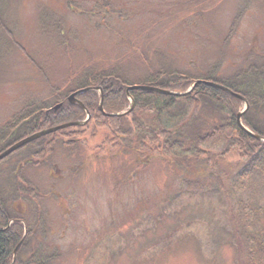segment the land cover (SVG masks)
<instances>
[{
    "label": "rangeland",
    "instance_id": "374dc122",
    "mask_svg": "<svg viewBox=\"0 0 264 264\" xmlns=\"http://www.w3.org/2000/svg\"><path fill=\"white\" fill-rule=\"evenodd\" d=\"M2 7L11 35L0 30V130L32 103L52 108L86 74L116 70L133 85L166 67L201 79L221 63L217 76L226 79L264 54V0H4ZM199 110L221 120L212 107ZM142 117L154 125L152 114ZM67 138L24 173L44 197L39 208L53 235L42 234L60 255L56 264H247L250 236L264 242V174L239 189L236 155L213 154L179 173L127 144L114 149L110 131L93 123L72 144ZM183 175L196 180L191 188ZM33 221L27 216L25 231ZM259 255L254 262L264 264Z\"/></svg>",
    "mask_w": 264,
    "mask_h": 264
},
{
    "label": "trees",
    "instance_id": "16d2710c",
    "mask_svg": "<svg viewBox=\"0 0 264 264\" xmlns=\"http://www.w3.org/2000/svg\"><path fill=\"white\" fill-rule=\"evenodd\" d=\"M3 1L0 0V30L10 36L11 32L3 21ZM242 13H239L232 22L226 42L236 32ZM220 69L221 63L214 64L208 74L202 75L201 80L215 82L242 95L249 104L242 118L243 124L264 137V54L258 55L253 62L248 63L226 79L217 76ZM195 79L197 77L190 72H177L166 67L151 74L139 84L183 93L190 88ZM130 85L132 84L127 77L116 70L86 74L84 82L79 87L55 97V105L63 103L58 111L46 108L47 105L44 104L32 103L28 112L21 111L5 127L13 129L27 119L31 120L30 132L36 133L62 124L84 120L85 110L78 104H70L67 97L75 91L88 87L102 88L103 107L106 113L124 112L131 106L126 93ZM130 95L135 101V108L125 117L105 116L99 107L101 98L99 92L90 91L79 95L78 99L83 102L91 114L90 122L83 127L57 132L52 135L54 143H57V138L62 134L68 138L80 136L84 130L89 128L90 123H93L95 128L110 131L112 136L110 142L117 143L114 147L127 144L135 153L167 161L174 165L179 173L192 169L196 162H210L213 154H218L220 157L234 154L241 162L238 164L239 168L236 173L239 189L244 188L254 174H264V142L253 138L237 123V115L244 107L242 100L219 88L207 85L196 86L186 96L163 95L146 90L132 91ZM200 106L212 107L213 113L220 115L221 120L217 123L201 118ZM146 113L154 116V125L145 122L142 116ZM72 129L75 131L72 132ZM189 131L191 135L186 137L185 133ZM20 134L12 136L11 139L19 138ZM46 138L49 139L45 137L33 142V147L30 149H33L36 155L49 154L48 150L43 149L41 152L40 149L48 140ZM3 163L1 162L0 165ZM15 173V169L0 171V264H56L55 261L60 255L51 249L52 246L49 249L46 248L45 241H37L38 234H34V227L28 225V232L25 236L23 223L18 220L22 217L18 216V212L14 210L15 205L22 202L34 204L33 200H40L41 194L40 190L34 189L30 181L19 183ZM198 175L202 176L200 173ZM2 176L6 177L2 178ZM183 176L184 178H181L187 180L188 185L196 182L195 179H187L189 178L187 175ZM20 177L23 175L20 174ZM193 186H196V183ZM191 187L190 185L188 188ZM34 237L36 241L33 244ZM249 239L252 244L250 240L247 243V264H259L254 261L256 258L259 260V253H264V242L259 244L253 241V236ZM50 249L53 252H50Z\"/></svg>",
    "mask_w": 264,
    "mask_h": 264
},
{
    "label": "flooded vegetation",
    "instance_id": "af4514ba",
    "mask_svg": "<svg viewBox=\"0 0 264 264\" xmlns=\"http://www.w3.org/2000/svg\"><path fill=\"white\" fill-rule=\"evenodd\" d=\"M30 123H31V120L29 121L26 119L23 122H21L19 125L15 126L13 129L4 127L2 130H0V153L4 152L5 150H7L11 146L15 145L16 143L22 141L26 137L33 135L34 133L30 132V129H32L29 127ZM8 124H9V122H8ZM8 124H6V125H8ZM20 130H22V131H21L19 138L11 139L12 136L14 137L18 133L15 135H12V134L15 132H18ZM22 135H24V137ZM75 139L76 138H67L66 143L72 144L73 142H75ZM54 144H55L54 143V137L53 136L49 137V139H48V141H46L45 145L44 146L42 145V147L40 148L41 152H43V149L48 150V152H49L48 158H51L53 156V153H54ZM32 145H33V143L23 146L16 153L9 155V157H7L8 158L7 160L5 158L2 161V163L4 162L3 166H2L3 167L2 171H5L7 169H15L16 170V173H15L16 180L19 183H22L23 181H30L32 183V180L25 177L24 174H23V177H20V174H22L21 171H24L28 167L33 166L37 160V157L42 156V155H36L34 153V151H32L33 149H30L33 147ZM22 150H25V151L21 152ZM43 158H45V157H43ZM53 175H54V173H53ZM34 189L39 190L38 187H34ZM43 199H44V197L42 198V196H40V200H37V199L33 200L34 204L31 202L29 204L22 202L19 205H15L16 208H14V210L18 212V216L22 217V219H18V220L20 222H22L23 224H25V222L27 221V216H30L31 218L36 220V223H35V221H33L31 223V225H33V226H31L30 224H29V226L34 227V230H33L34 234L40 235V238H38L37 241H39V242L45 241L47 243V241H48L47 237L49 235H53V233H52V230L50 231V229H48V230L46 229V225H45V222L43 219V216L45 217L49 213L47 212V214H46V210L45 209L43 210V207H42V209H41V207L39 208L40 203ZM28 206H29L30 212H28ZM44 211H45V213H44ZM48 220L49 219L47 216V221H46L47 222V228L50 225V222ZM42 233H46V234H48V236L43 235ZM32 243L33 244L35 243L34 239L32 240Z\"/></svg>",
    "mask_w": 264,
    "mask_h": 264
},
{
    "label": "water",
    "instance_id": "95a60500",
    "mask_svg": "<svg viewBox=\"0 0 264 264\" xmlns=\"http://www.w3.org/2000/svg\"><path fill=\"white\" fill-rule=\"evenodd\" d=\"M198 85H207V86H211V87H215V88H219L223 91H225L226 93L242 100L244 103H245V108L238 113L237 115V123L239 125V127L241 129H243L245 132H247L249 135H251L253 138L257 139L258 141H261V142H264V137L251 131L249 128H247L243 122H242V117L245 115V113L247 112L248 108H249V104L247 102V100L240 94H237L235 92H233L232 90H230L229 88L227 87H224L220 84H217L215 82H208V81H203V80H196L193 82L192 86L189 88L188 91L184 92V93H176V92H171V91H167V90H163V89H160V88H157V87H153V86H147V85H133V86H129L127 88V96L128 98L130 99L131 101V108L123 113H115V114H108L105 112L104 110V107H103V103H104V94H103V91L100 87H96V88H86V89H82L80 91H77L75 93H73L72 95L69 96V102L71 104H78L80 105L84 110H86L84 104L79 101L77 99V97L79 95H82L86 92H90V91H100L101 92V100H100V104H99V107H100V110L101 112L105 115V116H109V117H122V116H126L128 115L129 113H131V111L134 109L135 107V101L134 99L131 97L130 93L132 91H136V90H146V91H150V92H157V93H160V94H163V95H175V96H186L188 94H190L194 88ZM62 107V104H59L57 106L54 107V110L57 111L58 109H60ZM86 113H87V118L86 120L84 121H75V122H70V123H66V124H62L60 126H56V127H53V128H50V129H46V130H43V131H40L36 134H33L32 136L30 137H27L25 138L24 140L16 143L15 145H13L12 147H10L9 149H7L5 152L1 153L0 154V161L3 160L4 158H6L8 155L12 154L14 151H16L17 149H19L20 147L32 142V141H35V140H38L42 137H45L47 135H50V134H53V133H56L60 130H64V129H67V128H70V127H74V126H85L90 118H91V115L89 114V112L86 110ZM16 254V251L14 253V256ZM15 261V259H14ZM13 261V262H14Z\"/></svg>",
    "mask_w": 264,
    "mask_h": 264
}]
</instances>
